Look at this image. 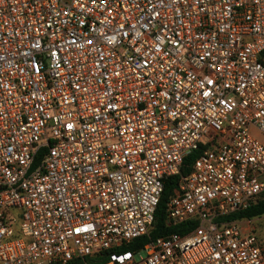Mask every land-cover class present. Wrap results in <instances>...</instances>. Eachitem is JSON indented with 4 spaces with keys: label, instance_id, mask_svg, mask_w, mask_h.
Here are the masks:
<instances>
[{
    "label": "built area",
    "instance_id": "built-area-1",
    "mask_svg": "<svg viewBox=\"0 0 264 264\" xmlns=\"http://www.w3.org/2000/svg\"><path fill=\"white\" fill-rule=\"evenodd\" d=\"M251 129L264 0H0V264H264Z\"/></svg>",
    "mask_w": 264,
    "mask_h": 264
},
{
    "label": "trees",
    "instance_id": "trees-1",
    "mask_svg": "<svg viewBox=\"0 0 264 264\" xmlns=\"http://www.w3.org/2000/svg\"><path fill=\"white\" fill-rule=\"evenodd\" d=\"M197 156H198V151H194L185 158L184 164L181 167V174H186L190 171V167ZM177 181H178V175L170 176L165 180L164 189L161 193L159 202L156 206V210L154 213V220L148 235L134 239L130 245H128L127 247H123L122 248L123 250H128L133 248L138 249L147 241H149V239L152 238L165 237L172 233L183 235L196 226L197 223L194 221H188L175 225H168L166 223V218H165L166 205L169 200V197L171 196L173 189L176 187ZM262 215H264V196L260 197L250 207L241 211L233 212L228 215L218 217V220L228 221V220H238V219H252V218L260 217ZM72 264H82V262L80 260H77Z\"/></svg>",
    "mask_w": 264,
    "mask_h": 264
},
{
    "label": "rangeland",
    "instance_id": "rangeland-1",
    "mask_svg": "<svg viewBox=\"0 0 264 264\" xmlns=\"http://www.w3.org/2000/svg\"><path fill=\"white\" fill-rule=\"evenodd\" d=\"M251 132L261 143L264 144V135L255 129H251ZM248 227H253L255 229L258 239H264V215L257 218H252L248 224Z\"/></svg>",
    "mask_w": 264,
    "mask_h": 264
}]
</instances>
